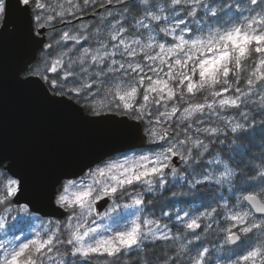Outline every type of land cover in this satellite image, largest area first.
Returning a JSON list of instances; mask_svg holds the SVG:
<instances>
[{
	"label": "snow or ice",
	"instance_id": "6c2138e0",
	"mask_svg": "<svg viewBox=\"0 0 264 264\" xmlns=\"http://www.w3.org/2000/svg\"><path fill=\"white\" fill-rule=\"evenodd\" d=\"M8 78L130 146L0 142V264H264V0H0Z\"/></svg>",
	"mask_w": 264,
	"mask_h": 264
},
{
	"label": "water",
	"instance_id": "95a60500",
	"mask_svg": "<svg viewBox=\"0 0 264 264\" xmlns=\"http://www.w3.org/2000/svg\"><path fill=\"white\" fill-rule=\"evenodd\" d=\"M106 135L103 127L89 128L46 112L36 101L22 97L10 78L0 85V142L10 149L51 152L65 144L90 148L94 155L101 156L111 153L112 147L126 151L130 146V142L106 143ZM49 211L45 207L39 214Z\"/></svg>",
	"mask_w": 264,
	"mask_h": 264
},
{
	"label": "trees",
	"instance_id": "16d2710c",
	"mask_svg": "<svg viewBox=\"0 0 264 264\" xmlns=\"http://www.w3.org/2000/svg\"><path fill=\"white\" fill-rule=\"evenodd\" d=\"M181 200H191V198L190 197H185V198H181ZM198 201H197V203H196V205L195 206H198ZM188 205L187 204H185V203H178L177 205H176V207H179V208H184V207H187ZM156 214L157 215H159V211H158V209L156 210Z\"/></svg>",
	"mask_w": 264,
	"mask_h": 264
},
{
	"label": "rangeland",
	"instance_id": "374dc122",
	"mask_svg": "<svg viewBox=\"0 0 264 264\" xmlns=\"http://www.w3.org/2000/svg\"><path fill=\"white\" fill-rule=\"evenodd\" d=\"M154 147L153 145H150L149 147H144L145 150H147L148 148H152Z\"/></svg>",
	"mask_w": 264,
	"mask_h": 264
},
{
	"label": "flooded vegetation",
	"instance_id": "af4514ba",
	"mask_svg": "<svg viewBox=\"0 0 264 264\" xmlns=\"http://www.w3.org/2000/svg\"><path fill=\"white\" fill-rule=\"evenodd\" d=\"M149 147V146H148Z\"/></svg>",
	"mask_w": 264,
	"mask_h": 264
}]
</instances>
